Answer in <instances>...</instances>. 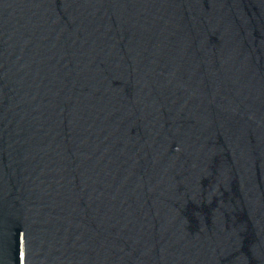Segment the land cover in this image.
Listing matches in <instances>:
<instances>
[{
	"label": "water",
	"instance_id": "1",
	"mask_svg": "<svg viewBox=\"0 0 264 264\" xmlns=\"http://www.w3.org/2000/svg\"><path fill=\"white\" fill-rule=\"evenodd\" d=\"M0 264H264V0H0Z\"/></svg>",
	"mask_w": 264,
	"mask_h": 264
}]
</instances>
